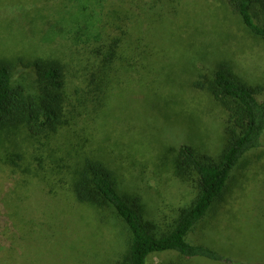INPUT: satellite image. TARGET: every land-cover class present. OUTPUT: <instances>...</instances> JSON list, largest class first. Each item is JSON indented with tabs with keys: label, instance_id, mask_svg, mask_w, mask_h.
<instances>
[{
	"label": "rangeland",
	"instance_id": "rangeland-1",
	"mask_svg": "<svg viewBox=\"0 0 264 264\" xmlns=\"http://www.w3.org/2000/svg\"><path fill=\"white\" fill-rule=\"evenodd\" d=\"M18 4L32 9L21 24L0 19V62L58 57L75 76L73 55L59 42H43L47 24L69 16V1L0 0V7ZM150 29L143 37L152 56L124 74L103 110L92 113L85 109L89 103L74 100L78 108L50 140L15 130L0 135V264H115L126 251L131 235L125 223L110 209L78 203L71 190V168L88 156L113 172L122 194L141 198L158 230H168L196 198L194 184L176 174V152L190 145L202 157L218 158L227 114L191 83L200 74L212 78L215 66L228 61L237 80L264 85V40L250 33L225 0H183L169 21L160 16ZM78 76L82 72L71 79L80 84ZM16 78L29 86L35 74ZM13 147L27 155L26 163L16 159L15 167ZM188 241L243 264H264V148L235 171L223 202ZM170 262L224 264L183 261L174 253L154 255L149 264Z\"/></svg>",
	"mask_w": 264,
	"mask_h": 264
},
{
	"label": "trees",
	"instance_id": "trees-1",
	"mask_svg": "<svg viewBox=\"0 0 264 264\" xmlns=\"http://www.w3.org/2000/svg\"><path fill=\"white\" fill-rule=\"evenodd\" d=\"M69 16L49 23L43 42L73 55L82 72L80 84L73 82L69 66L58 57L33 60L17 57L0 62V135L20 131L33 140L54 139L76 111L86 105L97 114L121 85L125 73L134 71L141 61L148 62L147 39L143 33L160 16L169 21L183 0H68ZM254 36L264 40V0H225ZM32 6L0 7V19L25 22ZM141 20L144 28H138ZM136 31L138 37L136 38ZM151 35V34H149ZM64 42V43H63ZM146 42V43H145ZM146 44V46L144 45ZM148 57V58H147ZM228 61H221L212 78L200 74L191 83L196 91H205L226 112L224 149L218 158L200 156L190 145L176 152L175 171L183 182L194 184L197 196L179 211L168 230H158L146 218L140 197L124 195L117 188L113 172L93 157L78 162L70 172L71 190L78 203L97 210H112L128 228V248L115 264H149L157 254L174 253L183 261L205 259L224 264H243L227 254L188 241L207 216L220 206L230 184L247 157L264 148V85L252 86L237 80ZM32 71L33 83L25 86L16 75ZM116 87V89H114ZM114 93L112 94V90ZM75 93L74 97L72 94ZM112 94V95H111ZM89 116V115H88ZM17 147V146H14ZM9 155L16 162H27L17 148ZM4 218L0 217V220ZM173 264V263H168Z\"/></svg>",
	"mask_w": 264,
	"mask_h": 264
}]
</instances>
